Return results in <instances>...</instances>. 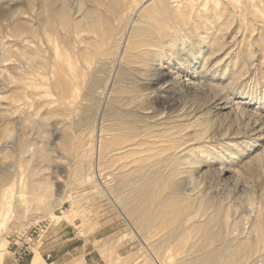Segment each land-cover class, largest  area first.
Segmentation results:
<instances>
[{"label": "rangeland", "instance_id": "374dc122", "mask_svg": "<svg viewBox=\"0 0 264 264\" xmlns=\"http://www.w3.org/2000/svg\"><path fill=\"white\" fill-rule=\"evenodd\" d=\"M258 262L264 0H0V264Z\"/></svg>", "mask_w": 264, "mask_h": 264}, {"label": "bare ground", "instance_id": "6f19581e", "mask_svg": "<svg viewBox=\"0 0 264 264\" xmlns=\"http://www.w3.org/2000/svg\"><path fill=\"white\" fill-rule=\"evenodd\" d=\"M147 1H149V0H147ZM140 5V4H139ZM143 4H141V6H142ZM139 7V6H138ZM137 6H136V9L138 8ZM136 11V10H135ZM134 14V13H133ZM60 17L62 18V16L60 15ZM63 18H64V16H63ZM61 20V19H60ZM147 150V149H146Z\"/></svg>", "mask_w": 264, "mask_h": 264}, {"label": "built area", "instance_id": "2783aa9c", "mask_svg": "<svg viewBox=\"0 0 264 264\" xmlns=\"http://www.w3.org/2000/svg\"><path fill=\"white\" fill-rule=\"evenodd\" d=\"M256 264H264L263 262H258V263H256Z\"/></svg>", "mask_w": 264, "mask_h": 264}]
</instances>
